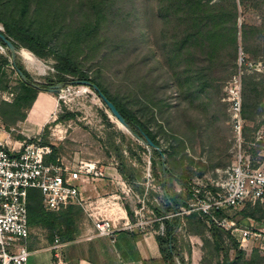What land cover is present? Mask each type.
<instances>
[{
  "label": "rangeland",
  "instance_id": "1",
  "mask_svg": "<svg viewBox=\"0 0 264 264\" xmlns=\"http://www.w3.org/2000/svg\"><path fill=\"white\" fill-rule=\"evenodd\" d=\"M36 1L31 0L32 10ZM202 2L210 6L212 20L204 19L202 34L185 44L187 35L198 27L183 19L184 10L178 7L160 15L159 0H54L65 14L63 33L48 29L45 36L41 33L50 47L68 54L103 93L124 104L156 135L163 156L124 128L88 86L64 84L58 93L37 88L32 105L17 110L13 102L20 78L2 43L0 61L8 63L0 76L1 125L14 140L53 144L66 164L85 160L116 168L131 190L126 188L119 200L129 206L133 221L144 204L143 215L152 210L157 215L163 210L169 215L180 211L190 178H213L216 169L233 164L240 152L251 165L263 163L264 0ZM18 12L15 2L0 0V17L11 18ZM214 25L216 34L210 31ZM0 30L5 31L2 23ZM47 51L40 57L19 45L16 57V65L45 88L59 83L60 74L56 57ZM65 76L75 78L69 72ZM234 91L242 104L241 139L231 110ZM68 114L73 117L62 119ZM170 197L173 206L168 204ZM75 209L73 227H81L88 217ZM241 212L254 215L252 225L244 223ZM182 217L166 221L175 222V230L183 227L179 235L185 241L189 230L203 228V221L194 218L184 225ZM223 217H234L239 227L264 230V202L230 209ZM153 226L158 229L159 224ZM32 229V236L43 237L45 245L51 244L52 234L63 240L60 224L54 232L43 224ZM219 229L230 262L264 264V250L251 246L243 250L231 230ZM202 232L204 263L225 264L224 251L218 252L212 237ZM175 246L179 248L178 238Z\"/></svg>",
  "mask_w": 264,
  "mask_h": 264
},
{
  "label": "built area",
  "instance_id": "2",
  "mask_svg": "<svg viewBox=\"0 0 264 264\" xmlns=\"http://www.w3.org/2000/svg\"><path fill=\"white\" fill-rule=\"evenodd\" d=\"M3 46H0V52L5 51ZM231 110L241 139L242 104L238 91L232 95ZM3 134H6L4 139ZM52 152L51 144L39 140L12 139L0 123V264H28L31 256L27 246L31 235L28 208L31 189L41 192L43 206L51 212H59L69 206L84 207V183L110 178L115 179L123 191L128 190L121 174L110 175L112 171L98 165V162L79 160L67 165L59 157L56 161H48ZM187 191L185 204L180 211L169 215L163 210L162 214L157 215L152 210L149 212L151 216L143 215L146 209L144 204L136 211L135 221H126L122 228L145 232L158 223L157 234L164 236L168 218L197 213L206 217L210 224L231 230L241 249L246 250L251 246L264 250V230L239 227L235 220L217 215L247 203L264 202V162L251 165L240 152L233 164L216 169L213 178H190ZM93 224L91 237H114L116 228L109 218L96 217ZM60 246L61 239L55 236L53 247L57 249Z\"/></svg>",
  "mask_w": 264,
  "mask_h": 264
},
{
  "label": "trees",
  "instance_id": "3",
  "mask_svg": "<svg viewBox=\"0 0 264 264\" xmlns=\"http://www.w3.org/2000/svg\"><path fill=\"white\" fill-rule=\"evenodd\" d=\"M203 0H159L158 4V12L160 15H163L169 12H172L174 7L181 8L184 10V14L182 18H189L190 22L193 21V26L198 27L197 32L187 35V38L184 42L193 37L202 34L203 27L202 21L211 19L209 11V5L202 2ZM7 3L15 2L18 5L19 11L21 14L13 15L11 18H2L0 17V23L4 26V33L10 38L13 43L17 46L22 45L23 47L27 48L35 55L40 57H45L48 55L47 50H51L54 56L57 59L56 68L59 70V83H63L65 85L70 84L74 80L78 79H89L92 82L98 84L95 80L90 79L87 75H85L79 67L75 65L70 59L71 58L66 53H60L55 51L52 47L49 46V39L44 37L48 31H55L56 34L63 33V26L62 23L65 20V14L61 10V7L54 3V0H37L35 2V8L32 10L31 0H6ZM170 8V9H169ZM179 10V11H181ZM235 12V11H234ZM232 12L230 13V16ZM173 15V14H171ZM212 20V19H211ZM34 26V28H33ZM216 25L211 28V33H215ZM41 33L44 35H41ZM0 43L6 46L2 40L0 39ZM8 62L6 60L0 61V76L5 74L4 72V65ZM16 68L18 67L15 65ZM21 69V68H20ZM25 75L27 76L28 80L25 81L20 78V86L17 87V96L15 101L13 102L14 106L18 110L21 107H29L32 105L34 100L37 98L38 89L32 85L34 82L30 75L22 70ZM69 72L75 78L70 80L68 77L65 76V73ZM54 85V84H53ZM99 85V84H98ZM100 86V85H99ZM101 87V86H100ZM42 88H45L42 87ZM97 93V92H96ZM118 108V110L122 113V115L126 118L129 124L132 127V132L137 136L143 137V134L146 133L152 141L157 145L160 146L159 141L156 138V135L153 134L148 127H146L131 111H129L126 106L120 103L114 97H109L108 94L104 93ZM99 96V95H98ZM103 101V100H102ZM104 103V101H103ZM105 104V103H104ZM106 105V104H105ZM73 117V114H68L64 116L62 119H68ZM47 144L48 142H44ZM53 152L52 155L48 156V161H56L58 158V149L53 144ZM155 150V153L158 155H162L158 150ZM163 152V151H162ZM164 154V152H163ZM166 170V168H164ZM168 171V170H166ZM168 204L173 206V200L168 198ZM185 204V202H184ZM70 207V206H69ZM29 223L30 225H39L43 224L45 227L51 229L52 232L59 226V224L64 227V232H62V236L68 233H71V228L73 227L74 216H73V209L70 207L67 210H62L61 212H52V217H47V214L50 211L45 210L43 206V196L41 192L37 189H31L29 191ZM79 210V208L75 209ZM225 212L217 213L219 217H223ZM243 217H253L252 214H247L241 212ZM232 219H235L232 217ZM167 229H166V237L165 235H159V242L162 246V252L164 253V262L165 264H178L176 261V257L179 258L181 264H187L183 256H180L179 252L176 249L174 244L175 241V222H168ZM212 241L214 243L215 249L219 252V249L224 251V258L226 259L225 264H233L230 262L229 253L226 248L225 240L223 237V232L219 229V226L211 223L210 229ZM50 240L54 241L53 234L50 236ZM205 264V263H204Z\"/></svg>",
  "mask_w": 264,
  "mask_h": 264
},
{
  "label": "crops",
  "instance_id": "4",
  "mask_svg": "<svg viewBox=\"0 0 264 264\" xmlns=\"http://www.w3.org/2000/svg\"><path fill=\"white\" fill-rule=\"evenodd\" d=\"M103 166L112 171L110 175L120 174L112 166ZM119 185L115 179L110 178L83 184V196L86 199L85 206L70 207L73 209L79 208L80 211L86 214L88 219L81 224V227H72L71 233L63 236L61 246L57 249L53 247L55 238L54 241L50 240V245H45V241L43 243L41 241L43 237L32 236V228L36 225H30L31 235L27 241V246L31 251V256L28 264H165L164 253L156 228L145 232L122 228L126 221L133 218L129 214V206L124 201L119 200L120 195L124 193ZM96 217L109 218L113 222L116 228L114 237H91L94 231L93 220ZM194 218L203 221L204 229L189 230V240L181 241L179 230H183V227L180 225L174 232L175 240L178 238L179 245V248L176 249L177 251L180 250L178 252L187 264H204L205 242L202 231L204 230L205 236L211 237V224L206 217L201 215L183 216L181 221L185 225ZM243 221L252 225L255 220L245 217ZM176 261L181 264L178 257H176Z\"/></svg>",
  "mask_w": 264,
  "mask_h": 264
},
{
  "label": "water",
  "instance_id": "5",
  "mask_svg": "<svg viewBox=\"0 0 264 264\" xmlns=\"http://www.w3.org/2000/svg\"><path fill=\"white\" fill-rule=\"evenodd\" d=\"M0 39L2 40V42L7 46V48L9 49L10 53H11V57H12V61L14 63V65H16V57H17V53H18V48L17 46L13 43V41L7 37V35L0 30ZM18 74L21 76V78L25 81H27V76L25 75V73L22 71V69H20L19 67L16 68ZM71 83L73 84H78V85H84V86H88L90 88H92L93 90H95L97 92V94L99 95V97L104 101V103L106 104L107 108L109 109V111L111 112L112 116H114L117 121L127 130L132 132V127L129 124V122L126 120V118L122 115V113L118 110V108L116 107V105L114 104V102H112L103 92L102 90L99 88V86L92 82L89 79H78V80H74ZM33 86H35L36 88H40L42 90H47V91H52L55 93L60 92L63 89L64 84L63 83H57L54 85H51L49 87L42 88L41 86H39L36 83L32 84ZM139 138H141L140 136H138ZM142 139L144 140V142L150 146L155 148L156 150H158L162 156L164 155L162 152V149L160 146H157L152 139L146 134H143ZM165 168V167H164Z\"/></svg>",
  "mask_w": 264,
  "mask_h": 264
},
{
  "label": "flooded vegetation",
  "instance_id": "6",
  "mask_svg": "<svg viewBox=\"0 0 264 264\" xmlns=\"http://www.w3.org/2000/svg\"><path fill=\"white\" fill-rule=\"evenodd\" d=\"M28 79V78H27ZM33 84V83H32ZM39 85V84H38ZM39 86H41V85H39ZM41 87H44V86H41ZM46 89V88H45Z\"/></svg>",
  "mask_w": 264,
  "mask_h": 264
}]
</instances>
